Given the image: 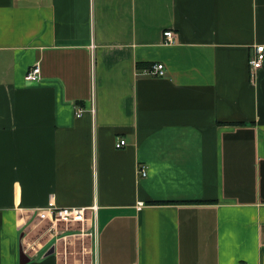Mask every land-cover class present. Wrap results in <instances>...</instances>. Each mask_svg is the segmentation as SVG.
Listing matches in <instances>:
<instances>
[{"label": "crops", "instance_id": "crops-1", "mask_svg": "<svg viewBox=\"0 0 264 264\" xmlns=\"http://www.w3.org/2000/svg\"><path fill=\"white\" fill-rule=\"evenodd\" d=\"M255 45L264 0H0V264H264Z\"/></svg>", "mask_w": 264, "mask_h": 264}, {"label": "built area", "instance_id": "built-area-1", "mask_svg": "<svg viewBox=\"0 0 264 264\" xmlns=\"http://www.w3.org/2000/svg\"><path fill=\"white\" fill-rule=\"evenodd\" d=\"M164 42L170 44L174 42L175 34L173 30L166 29L162 34ZM264 65V45H255L254 50L249 58L248 67H249V76L251 79L256 77L257 72ZM143 74L153 77H163L166 75L165 67L163 64H151V66L145 70H141ZM25 79L29 83H36L41 79V70L38 64L31 66L25 75ZM82 114V110L77 108V116ZM125 146V141L120 140L116 143V148H121ZM138 177L144 178L147 175V169L144 165H138ZM144 207L143 202L137 203V209L140 210ZM37 215L39 219H50L53 222H84L86 219V210L85 208H67V207H56L51 206L48 208L37 209Z\"/></svg>", "mask_w": 264, "mask_h": 264}, {"label": "water", "instance_id": "water-1", "mask_svg": "<svg viewBox=\"0 0 264 264\" xmlns=\"http://www.w3.org/2000/svg\"><path fill=\"white\" fill-rule=\"evenodd\" d=\"M54 252V247H52L48 252H46L45 256H48L49 254H52ZM29 261L28 256L21 251L20 252V264H25Z\"/></svg>", "mask_w": 264, "mask_h": 264}, {"label": "trees", "instance_id": "trees-1", "mask_svg": "<svg viewBox=\"0 0 264 264\" xmlns=\"http://www.w3.org/2000/svg\"><path fill=\"white\" fill-rule=\"evenodd\" d=\"M150 66H151V64H137L136 65L138 71L145 70V69L149 68ZM189 203L200 204V203H203V202H189Z\"/></svg>", "mask_w": 264, "mask_h": 264}, {"label": "rangeland", "instance_id": "rangeland-1", "mask_svg": "<svg viewBox=\"0 0 264 264\" xmlns=\"http://www.w3.org/2000/svg\"><path fill=\"white\" fill-rule=\"evenodd\" d=\"M86 217H87V216H86ZM56 223H57V222H56ZM78 223H81V222H78ZM31 253H32V252H31ZM31 253H30V254H31Z\"/></svg>", "mask_w": 264, "mask_h": 264}]
</instances>
